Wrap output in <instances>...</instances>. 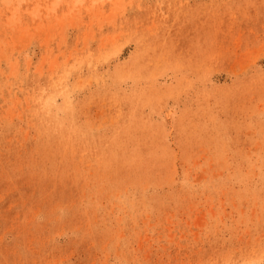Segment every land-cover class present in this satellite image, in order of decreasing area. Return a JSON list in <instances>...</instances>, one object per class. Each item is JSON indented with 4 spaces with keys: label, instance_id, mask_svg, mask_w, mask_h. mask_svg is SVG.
<instances>
[{
    "label": "rangeland",
    "instance_id": "rangeland-1",
    "mask_svg": "<svg viewBox=\"0 0 264 264\" xmlns=\"http://www.w3.org/2000/svg\"><path fill=\"white\" fill-rule=\"evenodd\" d=\"M0 264H264V0H0Z\"/></svg>",
    "mask_w": 264,
    "mask_h": 264
}]
</instances>
